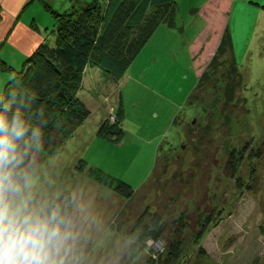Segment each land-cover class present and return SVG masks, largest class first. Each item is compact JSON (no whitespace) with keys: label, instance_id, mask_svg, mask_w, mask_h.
I'll list each match as a JSON object with an SVG mask.
<instances>
[{"label":"rangeland","instance_id":"374dc122","mask_svg":"<svg viewBox=\"0 0 264 264\" xmlns=\"http://www.w3.org/2000/svg\"><path fill=\"white\" fill-rule=\"evenodd\" d=\"M176 1L182 30L161 24L119 82L88 63L78 95L84 99L92 93L96 107L74 130H62V141L44 152L0 206V264H149V255L166 251L164 237L148 238L131 260L128 252L127 230L145 209L146 219L151 211L168 221L185 215L180 247L168 264H264V0ZM213 14L218 18L207 19ZM223 25L231 32L246 82L240 91L247 97L232 110L240 116L228 136L229 146L242 153L234 172L227 166L222 136L209 143L206 134L200 135L205 101L193 104L195 99L189 109L183 107L213 56ZM200 92L205 97L197 100L212 99L204 87ZM109 105L115 107L111 114L121 113L120 141L96 133L102 113L113 112ZM179 113L182 132L171 139L175 150L158 155L151 172L156 147ZM199 136L210 147L203 160L189 148ZM80 159L131 184L132 196L92 179L86 167L79 170ZM65 189L75 198L71 218L50 246L38 245L33 221ZM207 215L210 220L197 238Z\"/></svg>","mask_w":264,"mask_h":264},{"label":"trees","instance_id":"16d2710c","mask_svg":"<svg viewBox=\"0 0 264 264\" xmlns=\"http://www.w3.org/2000/svg\"><path fill=\"white\" fill-rule=\"evenodd\" d=\"M40 1L54 18L55 36L53 42L43 41L24 58L22 67L4 84L0 95V206L12 197L15 183L20 185L27 179L43 159L44 152L62 141V130H74L88 116L90 109L78 92L89 62L100 66L113 81L119 82L161 24L179 30L182 28L178 23L176 0H89L63 11L52 9L46 0ZM202 87L208 95L213 94L211 100H197L203 94H197ZM245 88L246 82L233 54L232 35L225 25L213 56L197 77V84L183 107L189 109L195 99L193 104L205 101L200 109L201 121H198L200 135L206 134L209 143L222 136L227 166L232 172L242 156L228 143L234 119L240 116L232 110L245 101L247 96L240 91ZM109 108L113 112L107 111L96 133L120 141L124 134L118 124L121 113L116 108L115 120H112L109 115L114 113L115 107L109 105ZM180 116L181 113L173 117V129L166 132L158 143L151 172L158 155L165 153L170 156L175 150L171 139L181 135ZM175 128L178 132L174 131ZM202 136L189 147L200 160L207 158L210 151V147H206L209 143H203ZM85 167L92 179L113 192L126 198L132 196L134 188L122 178L98 166H86V161L80 159L79 170ZM74 205L73 193L63 190L33 221V240L43 247L50 246L70 220ZM147 213L145 209L127 230L129 258L133 259L144 250L148 238L157 240L164 237L166 251L157 257L149 255L147 261L149 264L171 263L181 244L185 215L181 212L168 221L156 211H151L152 215L146 219ZM209 216L200 221L197 238L204 232ZM172 229L175 231L173 237L169 235ZM33 251L41 258L40 251Z\"/></svg>","mask_w":264,"mask_h":264},{"label":"crops","instance_id":"0c3cea01","mask_svg":"<svg viewBox=\"0 0 264 264\" xmlns=\"http://www.w3.org/2000/svg\"><path fill=\"white\" fill-rule=\"evenodd\" d=\"M46 1L52 9L63 11L71 8L72 5L86 3L89 0ZM0 5V63H3L2 70L10 71L8 73L4 71L0 72L1 95L4 84L12 74L11 72L20 69L24 58L40 43L43 41L53 42L55 35L53 31L54 18L50 11L45 9L40 0H0ZM209 13L212 14V11ZM215 17L216 15L214 16L213 14L212 17L207 16V19L213 20ZM224 26H221L218 33L221 34ZM220 34H218L219 37ZM91 97L93 98L92 93H90V96L86 94L85 98H82L89 109L96 107L95 102L98 101L91 99ZM102 114L105 117L107 112L104 111Z\"/></svg>","mask_w":264,"mask_h":264},{"label":"built area","instance_id":"2783aa9c","mask_svg":"<svg viewBox=\"0 0 264 264\" xmlns=\"http://www.w3.org/2000/svg\"><path fill=\"white\" fill-rule=\"evenodd\" d=\"M110 115H113V114H110Z\"/></svg>","mask_w":264,"mask_h":264}]
</instances>
